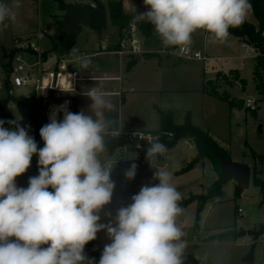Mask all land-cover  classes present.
<instances>
[{"label": "clouds", "instance_id": "1", "mask_svg": "<svg viewBox=\"0 0 264 264\" xmlns=\"http://www.w3.org/2000/svg\"><path fill=\"white\" fill-rule=\"evenodd\" d=\"M144 5L147 11L137 19L147 20L166 47L180 51L197 30L225 42L229 29L242 26L252 8L250 0H144ZM19 7L20 0H0V30L16 19ZM80 60L83 68L91 63ZM86 95L90 113L65 108L62 120L54 114L40 129L42 148L24 127L9 121L15 127L6 128L0 120V264H95L84 249L100 231L111 242L99 264H182L186 243L176 223L182 194L169 171L158 168V183L143 185L131 204L118 209L114 222L100 223L99 213L115 188L114 165L101 155L107 153L105 137H118L120 130L105 115L114 108L111 100L96 88ZM166 151L153 138L146 159L153 165ZM34 155L39 174L19 187L16 178L27 172ZM136 169L131 164L126 178L134 179Z\"/></svg>", "mask_w": 264, "mask_h": 264}, {"label": "rangeland", "instance_id": "2", "mask_svg": "<svg viewBox=\"0 0 264 264\" xmlns=\"http://www.w3.org/2000/svg\"><path fill=\"white\" fill-rule=\"evenodd\" d=\"M126 1L131 3L134 0H124L125 6ZM4 2L11 3V0H4ZM72 2L76 1L72 0ZM139 9L141 12H144V0ZM15 11L16 19L14 21H6L8 27L0 30V102L7 97L5 91L6 74L7 69H9L7 67L15 52L14 38L20 37L16 35L27 34L24 38H28L32 45L40 48V50L48 49L49 41L46 37L43 39L41 31L50 33L54 27L55 16L60 15L58 0H45L41 4V10L39 9L37 0H20V7ZM38 27L40 28L39 31ZM30 28H32V31H28ZM87 29V26H83L80 31H86ZM112 32L113 28L110 24L108 33ZM138 34V30L133 31V35L136 38H139ZM122 35V39L128 36L126 32H123ZM115 38V42L121 41L118 36ZM79 42L86 43V41H83V37H80ZM88 44L90 45L91 43ZM174 48L172 47L171 49ZM248 48L249 50L244 49L240 52L228 51L226 52L228 55H222L219 60L216 58V55L215 57L213 56L214 58L207 59V56L201 53L205 60L197 62V65L205 70L207 82L212 81L207 85L210 88L212 86L220 87V85H223L221 88H218V91L222 96L228 98V100H218L196 92L178 93L173 97L177 110L175 117L181 123L183 122L182 111H189L195 125L209 130L220 141L228 145L227 147L234 163H239L240 160L250 161V159H253V153H255L263 157L262 167L264 169V102L253 80V70L256 62L253 51L250 49L251 47ZM248 51L251 55L247 54ZM183 61L189 64L193 63L192 61ZM231 71H238L243 83L237 82L233 85H226L225 79L228 82H233L234 80L229 75ZM220 73L226 74L225 77L227 78L216 79ZM23 92L19 90L15 94L20 95ZM17 98L21 99L22 105L11 103L7 109L0 110V120L5 121L4 127L6 128L15 127L9 121L16 122L19 126L24 127L29 135L37 139L41 129V118L44 117L41 106L35 95ZM240 99H251L256 103L257 110L255 112L246 108L238 110L235 100ZM5 111H7V115ZM42 121L44 122L45 120ZM155 128L152 127V129ZM37 146L38 148H42L44 141L41 144L37 143ZM196 155L197 151L195 148L191 147L189 143L181 141L178 147L168 155L167 166L164 161L158 163L160 169L167 170L172 174V182L182 194V199L178 203L188 200L191 195H202L201 185L211 186L213 184V172L209 168L195 166L191 171L181 174V171L185 167L182 164L183 161L188 160V163H190ZM121 159H123V155L120 153L111 155L107 151V153L101 155L102 161L113 163L114 174L116 176L125 174L131 164L135 163L133 161L117 162ZM37 162L38 156L34 155L31 166H38ZM135 164L137 165V163ZM23 176L32 177L37 175H22L21 178ZM152 184H156V182L150 180L145 185ZM140 188H137L132 196L137 194ZM235 188L236 190L233 189L231 184H228L225 188V202L217 206L213 211H211V208L205 210L203 218L200 221V230L202 228V232L199 237H197L199 233L196 236L194 235L197 212L195 203L188 205L177 216L176 223L183 232L182 240L186 243L181 257L182 262L186 261L189 264H233L241 254L244 256L248 254V247L242 245L229 246V244L225 243L226 241L219 243L217 242L219 240H214V237H211L222 232L235 220L242 226L244 220L251 219L248 226H252V232L254 233L260 232L261 228L264 227V210L260 207V194L255 189L256 187L251 183V187L244 191L242 197V194H240L238 199H235V192L238 191L236 184ZM213 202L214 200L211 201V203ZM237 209H242L243 213L238 214ZM245 228L234 229L226 233L234 234L238 233V231L242 232ZM107 240H110L109 237ZM262 241L264 240H261L257 246V252L258 257H262V264H264V243ZM253 242H255L254 239Z\"/></svg>", "mask_w": 264, "mask_h": 264}, {"label": "crops", "instance_id": "3", "mask_svg": "<svg viewBox=\"0 0 264 264\" xmlns=\"http://www.w3.org/2000/svg\"><path fill=\"white\" fill-rule=\"evenodd\" d=\"M44 1L45 0H37V4L40 10H41V4L44 3ZM61 1L69 6L95 4L93 0H75L76 2H72V0H61ZM97 1H101L106 5L107 13H108V3L112 0H97ZM120 1L122 2L124 12L126 14H133L136 16V18L138 14L144 13L146 11V6L144 12H141L139 9V7L142 5L143 0H137V1L134 0L131 3L126 1V6L124 0H120ZM65 14H66L65 12L60 10V15L55 16L54 27L52 28L50 33L41 31L43 34L42 35L43 39L44 37H46L49 41V48L42 50V52L46 54H51L52 51L56 49L54 47L55 46L54 37L59 33L57 21L58 20L63 21V17H65ZM247 20L251 24L257 25V21L253 15L252 10L248 15ZM110 24L111 22L109 20V14H108V27L105 30H100L87 25H82L81 28L83 26H87L88 29L86 31H80L75 41H73L71 52L73 53L72 51L73 49H76V52L73 54H69V52L67 51L62 54V56L68 61L67 64L71 70L78 71L84 79H89L79 83L78 85L79 91L83 94H86L90 88H96L98 91L104 93L106 97L110 99L112 104L114 105L113 110L110 112H105V115L108 119L112 117L115 118V122L118 130H120L123 133L156 132L161 128L162 116L164 114L165 115L170 114L172 116V120L175 125H182L185 121V115L190 112L185 110L182 111L183 122L181 123L178 122V120H176L175 117L176 114L175 112L177 110L175 107V102L173 101V97L176 94L183 92L185 93L196 92L198 94L208 95L203 91L204 84L207 83L206 72L199 65H197V62H201V61L185 60L178 57L177 53H175L176 48L171 49L172 47H166L162 43L160 37L157 35L155 30L150 35L146 36L143 35L138 30L136 25H132L131 31L129 33L133 34L134 30L139 31L138 35L140 39L138 37L137 39L139 40L144 53L142 55H136V56L120 55L118 53L120 49L119 48L120 41L115 42L116 39L115 37L118 36L120 39H122V36L119 34V30L114 26H112L113 32L108 33ZM31 29L32 28H30L28 31H32ZM39 29L40 28L38 27V31ZM16 36H27V34H20ZM80 37H83V41H86V43L79 42ZM88 43L91 44L89 45ZM186 47H189L193 51H198L200 53H203L204 55L207 56V59L214 58L216 55V58L219 60L221 59L222 55L224 54L228 55L226 54V52L228 51L240 52L241 50L244 49L249 50L248 47L250 46H244L238 38L233 36H229V38L225 42L220 43L215 41L212 35L205 34L202 30H197L192 34L191 44ZM250 49L253 51L254 59L256 62L257 54L252 47ZM247 54L251 55L249 51ZM80 58L90 59L91 63L87 68L81 67ZM183 60L192 61L193 63L189 64L187 62H184ZM230 73L236 74L241 80L240 73L238 71H231ZM216 79H218V76ZM253 80H254V70H253ZM6 82H7V74H6ZM208 82H212V81H208ZM113 93L114 94L119 93L120 96L108 95ZM23 94H25V96H22ZM28 95H35V94L31 93L30 91H24L23 93H20V95H15V96L26 98L28 97ZM72 98H73V113H77L81 111L90 113L89 105L91 104V100L87 95H85L84 97L73 96ZM42 120H44V117L41 118V122H42L41 127L45 123V121L43 122ZM152 127H156V128L152 129ZM202 130L208 132L219 143V145L228 153L230 159L232 160L231 153L227 147L228 145L225 142L220 141V139H218L209 130H205V129ZM36 140L37 139H35V141ZM182 141H184L187 144L189 143L191 147L195 148V145L192 141L190 140H182ZM178 145L173 150L166 151L159 158H156L153 162L154 163L153 165H151L149 162L148 164L149 169L155 172L158 168H160L158 166V163L161 161H164L165 165L167 166L168 155L171 154V152H173L178 147ZM110 154L115 155L117 154V152ZM117 162H124V161L123 159H121L120 161ZM239 163L248 165L251 169L257 166L258 170L260 171L259 177L262 179L264 178V169L262 167V164L258 166V162L254 158L250 159V161L240 160ZM182 164L183 166H186V164H188V160H184ZM197 166H202L203 168H209L210 170H212L213 179H214L213 183L218 179V176L215 173L209 161L206 160L198 164ZM119 176H125V174ZM28 180L29 177L23 176L20 179L19 187L26 188L28 186ZM228 184H231L233 189L236 190L235 188L236 182L229 181L223 189V193H224L223 197L214 200L213 203L209 202L204 208V212L202 214L201 219L203 218V215L207 208H211V211H213L215 208H217V206L225 202L224 199L225 188L227 187ZM209 187L210 186L201 185L202 193L206 194V190ZM255 189L258 190L260 194L259 195L260 207L264 210V194L260 193L259 189L257 188ZM49 191H53V189H49ZM243 194L244 192L242 193L241 197L243 196ZM100 212H103V209ZM250 222L251 219H247L246 221L244 220L243 225L240 226L238 224V221L235 220V222L228 225L224 230H222V232H219L218 234H215L214 236L211 237H216L228 231L234 229L239 230L246 227L245 229H243L242 232L238 231V233H234L236 235L239 233L242 234L241 237L238 238L236 241H226V242L217 241V242L219 243L225 242L229 244V246L242 245L248 247L250 251L251 246L254 243L252 236L249 235V232L253 231L252 226H248ZM201 232H202V228L199 234L197 235V237L201 235ZM261 240H264V235L261 236L260 239L256 241L254 259L251 264H262V257L259 258L257 252L258 249L257 246ZM262 243H264V241H262ZM44 246L46 247V245ZM244 258L245 256L241 254L233 264H246ZM95 264H99V261L96 262Z\"/></svg>", "mask_w": 264, "mask_h": 264}, {"label": "trees", "instance_id": "4", "mask_svg": "<svg viewBox=\"0 0 264 264\" xmlns=\"http://www.w3.org/2000/svg\"><path fill=\"white\" fill-rule=\"evenodd\" d=\"M93 1L96 2L97 0ZM58 2L60 10L66 13L64 17L65 19L63 21H57L58 30L60 32L65 22L67 21L71 11L69 5H66L61 0H59ZM250 3L252 5L251 10L257 21V25L251 24L250 22H248V20H246L242 26L238 28H230L229 36L238 38L242 44L245 43L249 46L257 47L259 49V54L256 57V65L254 68V81L257 85L259 95L264 102V0H250ZM108 14L111 25L119 30V34L121 36H123V32H126L129 36H131L129 32L131 31L132 25H136L138 30L146 36L150 35L155 30L154 26L147 20H138L135 15L126 14L123 10V5L120 0H112L108 3ZM202 31L205 34L211 35L204 30ZM72 43L73 41L68 43H64L63 41H61L62 54L67 51L69 52V54H73L71 52ZM54 47L56 48V46ZM7 68H9L7 69V74H9L10 63L8 64ZM225 75L226 74H220L218 75V78L223 77V79H225L227 78L225 77ZM229 75L233 77L234 80L233 82H228L227 79H225L226 85H233L237 82L243 83V81H241L236 74L230 73ZM209 83L210 82L204 84L203 91L206 94L219 100H228V98L222 96L218 91V88H221L223 85H220V87L212 86L210 88V86L207 85ZM5 91L7 97L0 102V110L7 109L9 104L11 103L22 105L21 99L15 97L11 93V87L8 81L6 82ZM109 120L112 121V127L118 129L116 126L115 118L112 117ZM151 133L171 135V137L164 136L159 139V141L166 146L167 151L173 150L182 140H190L194 143L197 150V156L183 168L181 174L191 171L195 166L207 160L211 163L215 173L218 176V179L206 190V194L191 195L188 200L179 203V206L182 210H184L190 204H197L196 223L194 228V235L196 236L200 231V221L205 206L209 202L223 197V189L229 182V180H225L223 178V174L220 168L219 156L221 154H224L228 159H230V156L208 132L203 131L193 124L190 113H187L185 115V121L182 125H175L173 123L172 116L170 114H164L162 116L161 128L158 131ZM105 142L107 151L112 154L125 145L133 144V142L129 141L127 134L125 133H122L119 137L115 138L106 137ZM149 146L150 144L145 145L146 150ZM146 150L140 154L141 162L137 164L136 175L134 179L129 180L126 178V176H118L115 178L117 180L127 179L128 182L125 186L118 185V187L114 189L111 202L108 205L104 206L103 212L99 213L101 217L100 223L107 224L109 222H114L118 209L120 207L128 206L132 203L131 196L137 188L147 184L150 180L156 183L159 182L158 180L154 179L155 172L151 171L148 167ZM159 157L160 156H158L157 158ZM253 158L258 162V166L262 164L263 157L253 153ZM259 175L260 171L256 166L252 169V184L254 187L259 189L260 193L264 194V181L259 177ZM240 194H242V191L238 189V191L235 192V199H238ZM107 235L108 234L106 231H100L97 233V238L94 241L89 242L85 246V255L89 260H92L95 263L99 261L104 247H100V249L97 251H94V248L96 246H101L103 240L107 238ZM241 235V233L237 235L223 233L214 237V240L236 241L241 237ZM249 235L253 237L255 242L252 244L249 253L245 256L244 261L248 264H251L254 259L256 241L264 235V227L261 228L260 232H251L249 233ZM182 264L189 263L185 261L182 262Z\"/></svg>", "mask_w": 264, "mask_h": 264}, {"label": "built area", "instance_id": "5", "mask_svg": "<svg viewBox=\"0 0 264 264\" xmlns=\"http://www.w3.org/2000/svg\"><path fill=\"white\" fill-rule=\"evenodd\" d=\"M264 37V33H263ZM244 46H249L243 43ZM254 49L256 54H259V49L257 47L250 46ZM120 55H142L144 51L140 45L139 40L131 34V36H126L121 39L119 43ZM14 49L15 52L10 59V73L7 74V80H9V85L11 87V93L15 96L16 91H30L34 93L40 103L42 113L44 116L45 124L50 122V117L54 114L57 120H62L64 116V109L73 112V96H85L79 91L78 85L80 82L89 80L84 79L78 71L71 70L68 67L67 60L61 56L58 59L54 54H46L40 50V48L35 47L29 42L28 38L20 36L14 38ZM175 53L178 57L185 60H205L203 55L198 51H193L189 47H185L183 51L176 48ZM117 95L120 94H108ZM22 96H25L23 94ZM256 103L251 99L245 100L244 108L255 112L257 110ZM43 125V126H44ZM123 132L120 131V135ZM130 142L133 144L125 145L119 148L116 152L123 155V161H133L135 163H140V154L143 153L146 148V144H150V140L153 138H161L164 136L171 137L168 134H155L151 132H129L125 133ZM119 135V136H120ZM118 136V137H119ZM110 138H115L112 136H107ZM42 139L40 137V131L38 133L37 143L41 144ZM113 164V163H112ZM149 164V161L147 162ZM38 175V166H30L27 172L23 175ZM22 176V175H21ZM21 176L16 178V183L20 185ZM114 174V168L111 171V179L115 182V188L118 185L125 186L128 182L127 179L117 180ZM114 188V189H115ZM51 189V188H49ZM239 214L243 213L242 209L238 210ZM110 240H103L101 246H96L94 251L104 247L106 243H110Z\"/></svg>", "mask_w": 264, "mask_h": 264}, {"label": "water", "instance_id": "6", "mask_svg": "<svg viewBox=\"0 0 264 264\" xmlns=\"http://www.w3.org/2000/svg\"><path fill=\"white\" fill-rule=\"evenodd\" d=\"M70 14L62 30L54 37L56 49L52 51L58 59L62 56L61 41L64 43L74 41L80 33L82 25H87L96 29L105 30L108 27L107 8L101 1H96L94 5L70 6ZM9 83V80H7ZM245 100H235L238 110L244 109ZM7 115V111H5ZM220 168L223 178L235 181L240 191L244 192L251 186L252 169L245 164L234 163L224 154L219 156Z\"/></svg>", "mask_w": 264, "mask_h": 264}]
</instances>
